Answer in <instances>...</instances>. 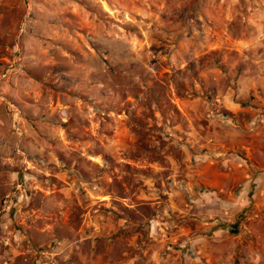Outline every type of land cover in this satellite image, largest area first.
Segmentation results:
<instances>
[{"label": "rangeland", "instance_id": "obj_1", "mask_svg": "<svg viewBox=\"0 0 264 264\" xmlns=\"http://www.w3.org/2000/svg\"><path fill=\"white\" fill-rule=\"evenodd\" d=\"M262 117L264 0H0V264H207L189 179Z\"/></svg>", "mask_w": 264, "mask_h": 264}, {"label": "crops", "instance_id": "obj_2", "mask_svg": "<svg viewBox=\"0 0 264 264\" xmlns=\"http://www.w3.org/2000/svg\"><path fill=\"white\" fill-rule=\"evenodd\" d=\"M225 108L237 111L238 105L226 102ZM262 121L258 130L237 138L230 128L221 125L225 133L216 140V148L196 163L189 179L187 198L193 203L181 212H195L196 216L211 219L205 222L203 231L210 233L213 241L193 245L207 264H229L234 255L239 264H264V117ZM203 200L204 207L191 210L196 206L194 202ZM224 222H234L231 231L228 226L224 228ZM227 232L234 235L236 242L221 241L228 237ZM193 250L190 249L192 254Z\"/></svg>", "mask_w": 264, "mask_h": 264}, {"label": "built area", "instance_id": "obj_3", "mask_svg": "<svg viewBox=\"0 0 264 264\" xmlns=\"http://www.w3.org/2000/svg\"><path fill=\"white\" fill-rule=\"evenodd\" d=\"M9 109L11 113V118H12V127L13 130L17 133V135H21V113L20 110L15 106L14 104H9ZM19 147L16 148V151L19 152ZM13 197L9 199L3 200V206L1 207L0 213L1 212H7L10 209L11 203H12Z\"/></svg>", "mask_w": 264, "mask_h": 264}]
</instances>
